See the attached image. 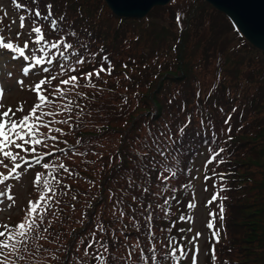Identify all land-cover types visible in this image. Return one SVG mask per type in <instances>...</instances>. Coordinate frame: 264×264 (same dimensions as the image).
Returning a JSON list of instances; mask_svg holds the SVG:
<instances>
[{
    "label": "trees",
    "instance_id": "obj_1",
    "mask_svg": "<svg viewBox=\"0 0 264 264\" xmlns=\"http://www.w3.org/2000/svg\"><path fill=\"white\" fill-rule=\"evenodd\" d=\"M7 2L8 8L0 6V30L7 23V9L15 11L18 17L26 16L25 20L31 23L36 8L46 14L45 6L51 4L53 16L59 18L65 14L62 23L65 31L77 32L76 37H69L71 42L77 47L79 43L88 44L92 53L103 49L92 63L86 59L82 72L98 68L103 55L114 66L111 75L101 73L100 79L93 78L95 89L84 87L81 81L77 91L85 96L70 95L79 102L83 112L77 116L78 109L74 108L71 127L64 134L67 143L47 152H52L54 158H72L74 162L70 165L64 160L54 163H64L71 174L63 170L58 174L61 185L57 186L55 199L59 203H54L45 218L46 224L52 221V227L43 233L47 239L42 240V247L35 248L41 241L30 242L29 250L55 264H62L64 259L66 264H78V260L79 264H100L99 260L79 255L77 249L81 245L85 247L92 239L95 226L102 224L105 231L97 230L96 239L108 243L109 251L105 255L110 258L109 264H146L139 252L144 249V257L151 256L153 253L148 249L153 244L161 264H175L163 256L170 251L167 247L170 237L185 250L188 245L180 230L183 226L180 217H185L188 211L186 200L192 165L201 152L209 157L210 153L214 155L224 148L217 155L223 163L217 166L211 158V167L209 162L204 164L206 169H211L215 189L220 191V186L226 185L220 197H227L223 201L222 224L219 199L210 211L214 226L204 264H264L263 51L252 45L226 14L205 0H170L164 6L173 9L172 22L152 18L149 13L141 18L119 16L104 0ZM215 10L232 24L240 43L236 50L229 51L226 43L230 33H227L216 43L214 57L208 59L207 45L200 48V44L209 31L210 12ZM203 11L206 19L201 27L196 26ZM41 24L49 41L64 34L51 31L48 21L41 20ZM3 35L15 41L7 33ZM37 54H40L38 49ZM81 54L87 57V53ZM53 59L54 63L48 66L50 73H43L42 78L60 70L56 61L64 63L58 53ZM202 61L212 62L200 73L195 63ZM70 74L80 75L79 72ZM36 76L29 77L21 89L27 94L26 111L37 102L35 91L29 92L39 82ZM58 82H53V86ZM42 89L51 91L48 85ZM32 95L35 103H30ZM57 117L67 118L65 114ZM181 128L184 131H179ZM77 139L81 144L76 150L84 155L68 151ZM157 146L165 152L164 156L157 151ZM236 155L240 158H233ZM164 168L174 171L175 177L170 176L167 181L158 179L157 173ZM219 171L227 174L226 179L221 180ZM33 185L22 213L29 200L35 201L38 190ZM214 219L218 224L216 230ZM149 230L155 234V240ZM214 231H219V243L213 238ZM49 244L62 256H52ZM137 244L139 247L134 248ZM89 251L103 253L99 244H94ZM181 264H186V259Z\"/></svg>",
    "mask_w": 264,
    "mask_h": 264
},
{
    "label": "snow or ice",
    "instance_id": "obj_2",
    "mask_svg": "<svg viewBox=\"0 0 264 264\" xmlns=\"http://www.w3.org/2000/svg\"><path fill=\"white\" fill-rule=\"evenodd\" d=\"M35 2V0H34ZM46 14L41 13L39 8H36L33 13L32 27L29 32V36L32 40L33 47L30 48L29 41H24L23 46H20L18 42H14L10 38H7L0 32V52L8 51L13 60L17 58H22L23 61H27V66H24L21 71L27 76L32 69H35L39 66L45 64L51 65L54 63V57L59 54L63 58L64 63H59V71L55 75H49L46 78H42L38 83L35 84L33 91L37 95V102L29 110L28 114L23 115L21 118L16 119V112H23V107H18L16 111H13L11 107H8L7 110L0 111V166L5 169H8L7 174L0 173V185H4L6 181L10 178L15 177L19 180L22 173L19 171L23 168V171L26 172L28 169L34 167V165H41V162L45 157H51L52 152H43L42 154L38 153V146L48 147L47 141L51 140L54 142L58 141L57 135H52L51 133H64V129L61 127H52L53 124L56 125H70V121L73 119V110L78 109L76 115L79 116L83 112L78 101L70 98L71 94L75 96L83 97L86 94L77 91L81 86V81L84 82V87L97 88L95 79H100L101 73L111 75L114 66L107 55H103L100 58V66L94 68L93 71L84 73L82 72V65L86 62L92 63L95 58L103 52L101 48L98 52L92 53L89 51V45L86 43H79V47L76 46L73 42L69 40V37H76L77 32L73 29L70 32L65 31L62 27V23L65 20V14H61L59 18H56L52 14V5L47 4ZM26 16H20V28L25 27L24 21ZM178 22L180 20V14H177ZM41 20L48 21L49 28L53 32H63V35H60L59 39L49 41L46 39L45 33L43 31V25ZM66 27L70 28V25ZM34 34V35H33ZM17 37L21 35L20 32H17ZM37 49L40 54H37ZM87 53V57L82 53ZM30 52V54H27ZM47 57V59H45ZM107 64V68L104 65ZM127 67V65H124ZM43 73H50V69L47 66L42 67ZM80 75L77 76V73ZM7 75L11 76V73ZM66 77V78H63ZM59 80L58 84L53 86V82ZM17 84L23 86V80H17ZM48 85L51 88V91L48 89H42V86ZM63 86V87H62ZM4 89L0 87V99H2V93ZM48 94H44L45 92ZM51 97V98H50ZM126 99V98H125ZM59 101V103H57ZM4 105L0 103V109ZM58 109V110H57ZM65 114L66 119H55L56 116ZM41 129H46L47 134L42 132ZM179 131H184V128L179 129ZM230 131V129H229ZM163 135V133H161ZM231 139V137H229ZM66 144L67 141H64ZM81 144V140L77 139L76 145H72L68 151L72 152L74 155H84L82 152L76 150V146ZM224 148H220L212 157L215 159L217 155L224 152ZM60 152H64V149H59ZM157 151L160 152L161 156L165 155V152L157 146ZM25 153L26 155H21ZM31 157L29 159L28 157ZM7 161V163H6ZM34 162V163H33ZM224 161L221 159L220 163ZM11 164V167H9ZM26 165V167H25ZM43 169L51 171L48 172H37L34 180V185L37 187L39 192V198L35 201L29 200L28 207L25 208V215L23 219L15 225L11 224H0V264H10V258L15 257L16 260H24L22 252H27L31 246L30 242H37L46 240L47 237L43 233H47L52 227V221L48 220L47 224L45 221L46 216L49 211L54 207V203L58 204L59 200H56L57 196V186L61 185V181L58 179V174L63 170L71 174L70 170L66 167L64 163L59 164H49L47 162L43 163ZM176 173L171 171L170 168H164L163 170L157 173L158 179L163 181L169 180L170 176L175 177ZM221 180L225 179L224 174L220 176ZM207 179V177H206ZM187 187V185L185 186ZM8 189H11V185H7ZM226 190V185L222 184L220 186V192ZM145 192L148 189H144ZM11 201L8 207H12L14 204V197L12 195H7L5 191L0 190V203H3L4 199ZM75 199V197H73ZM136 197H133L135 200ZM219 199V220L221 224L225 218V205L224 200L227 197H220L219 192L215 193L211 201H217ZM119 203V201H117ZM167 200L165 201V204ZM53 215L55 213L53 212ZM124 212L121 211L120 216L122 217ZM151 215H149V220ZM184 219V217H180ZM209 228H212L214 225L210 221L207 225ZM92 233V239H90L86 246L84 247V257H91L93 260H99L100 264H109V256L105 255L109 251V245L107 242L100 243L96 239L98 232L103 233L105 228L102 224H97ZM98 230V232H97ZM150 235L153 240L156 239L155 234L149 230ZM200 233H196L192 238L190 243L195 244L197 238H199ZM213 238L216 243L220 241L219 231L213 233ZM127 239V237H126ZM81 243H83V238H81ZM94 244H99L100 248L103 249V253L97 255L95 252L90 253V249H93ZM42 247L41 244H35L36 250ZM134 248L139 247V245H134ZM167 247L170 249L169 252L165 253L163 256L164 260L174 261L175 264H181L182 259L187 255L183 246L176 245L175 238L170 237L168 239ZM198 250V246H197ZM148 251L153 254L149 257H144V249H141L139 256L143 257L146 261V264H161L160 258L155 255L156 246L153 244ZM78 259V258H77ZM212 260L215 262V247L212 249ZM79 264V260H78ZM86 264V262H85ZM193 264H195V256H193Z\"/></svg>",
    "mask_w": 264,
    "mask_h": 264
},
{
    "label": "rangeland",
    "instance_id": "obj_3",
    "mask_svg": "<svg viewBox=\"0 0 264 264\" xmlns=\"http://www.w3.org/2000/svg\"><path fill=\"white\" fill-rule=\"evenodd\" d=\"M0 6L4 7L5 9L8 8V2L7 0H0ZM205 12H201L195 22L196 26L201 27L204 23L206 16ZM149 16L152 18L162 19L167 22L173 21V15L174 11L171 7H166L164 5H158L157 7H153L149 12ZM7 23L5 26L0 30L3 34L7 33L9 36H12L15 40V42H18L20 46H23L24 41H29L30 48L34 45L32 44V40L29 36V32L32 27V22L28 23L26 20L24 21L25 27L23 29L20 28V17L17 16L15 11H10L7 9L6 11V20ZM209 22V31L205 34L201 44L200 48L203 45H207L205 49V55L208 59H211V57H214V47L218 40L224 36L227 33H230V39L226 43V47L229 51L236 50L239 47L238 38L235 35L234 30L232 29V24L228 22L226 19L222 17V14L218 11H211L210 15L208 17ZM232 22V21H231ZM4 31V32H3ZM17 32H20L21 35L17 37ZM197 33V32H194ZM34 35V34H33ZM6 37V36H5ZM7 38V37H6ZM261 50V49H260ZM262 51V50H261ZM5 52L9 53L8 51L0 52V71H6V76L3 74L4 80L6 78H10L8 82V86L3 87L4 91L2 93V99L0 103L4 104L7 100L12 101L5 109L2 108L0 111L7 110L8 107H11L13 111H16L18 107H23V112H16V119L21 118L23 115L28 114L30 109H27V112H25L26 109V100H27V94L26 92L22 93V90L19 89L18 86L15 87L16 92L14 95H12V88L17 84V80H23V76L21 74H16L14 71L8 72L11 70L10 67L5 66V62L7 61V58L5 56ZM27 54H30L28 52ZM47 58V57H46ZM18 61H23L22 58H18ZM212 62V61H211ZM210 62V63H211ZM209 61H202L201 63H195V66L197 67V71L200 73L204 72V69L210 64ZM45 66H49L45 64ZM43 67V66H41ZM220 70V68L216 69ZM8 73H11V76L7 75ZM43 72H39L37 74V80L39 81L42 79ZM219 75V72L217 73V76ZM6 83V82H5ZM239 87L241 86V83L238 84ZM63 87V86H62ZM236 88V87H235ZM235 88H233L235 90ZM238 91V90H236ZM30 94H34L32 87L30 89ZM239 92V91H238ZM30 103H35V95H32L30 98ZM55 119H58L56 116ZM52 127H61L64 129V133H51L52 135L58 136V141L54 142L51 140L47 141L48 147L45 148L43 146H38V153L42 154L45 151H51L53 149L59 148L62 144H64V134L68 131L69 128L68 125H56L53 124ZM42 132L47 134L46 129H41ZM21 155H26L25 153H21ZM213 157L212 153L209 154V157H206L201 154L198 156L197 161L195 162L194 169L192 171L191 180H190V193H189V200H188V211L186 212V216L183 219L184 225L180 228L181 232L185 234L186 240H187V247H186V253L187 255L184 257L186 259V264H193V256H195V264H204V261L206 260V253H207V244L208 239L210 236V231L213 229H208V223L210 220V211L214 209V205L216 201H211L212 196L219 192V194L222 196L223 193L218 190V188L215 189V185L211 180V169H206L204 167V164L209 162V166L211 167V162L209 159ZM31 159V157H28ZM233 158H240V156L236 155L233 156ZM64 160L67 165H70V163H73L74 160L72 158H61L57 157L54 158L53 156L47 158L45 157L44 160L41 162V165H34L33 168L28 169L26 172L23 171V168L19 171L22 173L20 176V179L17 180L15 177L10 178L8 181L5 182L4 185H0V190L5 191L7 195H12L14 197V204L12 207H8L11 201H8L6 198L4 199L3 203H0V224H11L15 225L18 222H20L25 212L22 213V207L28 200V193L30 194V190L32 187V183H34L35 176L37 172H44L45 169H43L42 165L43 163L47 162L49 164H54L57 161ZM214 161H216L217 166L220 163V156H216ZM7 163V161H6ZM34 163V162H33ZM9 167H11V164H9ZM26 167V165H25ZM214 167V166H212ZM49 170V169H48ZM47 170V172H48ZM209 170V171H208ZM207 172L209 175H207ZM214 172V170H213ZM218 172V171H216ZM222 174H224L226 179V173L224 171H219ZM221 173L219 176H221ZM233 175V173H231ZM239 174H242L239 171ZM205 177H208L207 179ZM12 179V180H11ZM237 181H239V177H237ZM236 181V182H237ZM11 185V189L7 188V185ZM34 186V185H33ZM39 198V192L35 193V200ZM183 204V203H182ZM216 208V207H215ZM217 209V208H216ZM218 210V209H217ZM213 216H215L214 212ZM215 225V230L217 229V221L216 219L213 220ZM215 232V231H214ZM196 233H200L199 238H197L196 243L192 244L190 241L195 236ZM42 244V241L40 242ZM50 248L52 249V256H62V254L57 253L55 247L52 244H49ZM83 247V249L81 248ZM78 247L79 255H83L84 253V245H81ZM198 246V250H197ZM216 252V249H215ZM24 256V260H16L15 257L10 258V264H15L16 262L18 264H55L54 262H51L49 258H44L42 256H38L36 253H34L31 250H28L27 252L21 253ZM241 257V256H238ZM85 258V257H84ZM62 264H66L65 259L63 260ZM214 264H217L216 262Z\"/></svg>",
    "mask_w": 264,
    "mask_h": 264
},
{
    "label": "water",
    "instance_id": "obj_4",
    "mask_svg": "<svg viewBox=\"0 0 264 264\" xmlns=\"http://www.w3.org/2000/svg\"><path fill=\"white\" fill-rule=\"evenodd\" d=\"M169 0H105L113 13L141 18L154 6ZM226 14L255 47L264 52V0H205Z\"/></svg>",
    "mask_w": 264,
    "mask_h": 264
}]
</instances>
